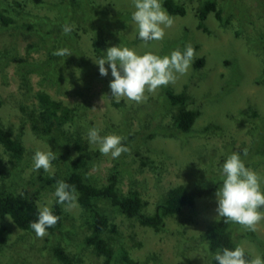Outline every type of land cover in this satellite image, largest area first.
I'll return each instance as SVG.
<instances>
[{
    "label": "rangeland",
    "instance_id": "1",
    "mask_svg": "<svg viewBox=\"0 0 264 264\" xmlns=\"http://www.w3.org/2000/svg\"><path fill=\"white\" fill-rule=\"evenodd\" d=\"M205 1L175 0L186 13L167 11L174 24L165 29L163 40L151 41L146 49L136 39L132 0H0V9L9 8L18 23L3 27L0 21V126L12 128L24 146L22 157L14 159L0 144V190L25 204L52 209L58 204L56 181H65L80 160L85 161L80 171L95 185H106L117 172L121 193L138 191L147 213L155 211L171 187L217 185L214 195L167 217L159 231L142 226L105 199L98 202L117 227V232H108L113 264H125L124 251L135 264H212L202 235L220 219L216 192L223 163L232 152H240L246 166L264 177V0H216L223 21L215 12L200 18ZM38 18L42 20L35 22ZM29 22L32 28L26 27ZM66 23L74 26L70 35L62 32ZM188 44L196 52L188 73L175 84L146 93L143 103L126 98L116 103L110 65H105L108 75L101 76L95 63L112 46L164 56ZM61 48L73 54H52ZM168 89L186 92L187 107L200 111L187 134L172 133L177 107L167 101ZM39 92L62 101L76 116L59 130L39 132L34 127L41 110ZM92 127L102 136L123 137L130 151L117 159L102 155L97 145L89 144ZM37 150L55 152L51 172L33 169ZM60 206L62 225L47 230L42 239L34 230L19 228L10 216L0 218L5 228L0 264H66L56 256V247L76 258V264H102L104 257L86 243L91 212L78 200L71 210ZM230 229L236 245L244 242L246 252L264 258V222L255 233L235 223Z\"/></svg>",
    "mask_w": 264,
    "mask_h": 264
},
{
    "label": "clouds",
    "instance_id": "2",
    "mask_svg": "<svg viewBox=\"0 0 264 264\" xmlns=\"http://www.w3.org/2000/svg\"><path fill=\"white\" fill-rule=\"evenodd\" d=\"M135 11L132 21L136 25L138 37L143 42L144 48L150 47L151 41H161L166 35V28L172 27L174 18L163 7L162 0H132ZM74 26L65 24L62 27L64 35H70ZM54 56H71L73 53L68 48L53 51ZM196 59V52L191 44L181 51L173 50L170 55L160 56L152 51L139 54L129 47L112 46L106 55L95 63L99 66L101 76H107L110 65L111 75L114 79L110 82L112 97L116 103L121 98L128 101L143 103L148 99L146 93L154 94L161 87L175 84L178 76L186 75ZM100 129L92 127L87 136L90 145H97L102 155H110L113 159L119 158L130 149L122 141L123 137L116 134L100 135ZM248 150H243L246 157ZM79 155V153L77 154ZM54 151L37 150L33 156V169L51 172L52 161L56 159ZM75 159V157H73ZM222 183L216 192L218 218H224V223L240 225L245 232H257L258 227L264 222V177L255 170L246 166L240 152H232L222 165ZM54 196L57 203L63 205L65 210L76 207L78 193L74 185L63 179L55 184ZM38 215L35 221L29 223L37 238H44L47 229L54 227L59 216L55 215L49 206L37 204ZM217 264H264V258L259 255L248 258L244 242L237 244L234 249L224 247L217 249L213 255Z\"/></svg>",
    "mask_w": 264,
    "mask_h": 264
},
{
    "label": "trees",
    "instance_id": "3",
    "mask_svg": "<svg viewBox=\"0 0 264 264\" xmlns=\"http://www.w3.org/2000/svg\"><path fill=\"white\" fill-rule=\"evenodd\" d=\"M164 7L171 14L184 15L186 8L175 2V0H164ZM19 6H22L19 3ZM10 9L3 7L0 9V21L3 27L18 24L14 16L9 14ZM210 12H215L218 19L223 21L222 10L218 8L216 0H206L199 10L201 19H205ZM48 21L46 17L42 18ZM42 19L38 18L37 21ZM26 27L32 28L33 22L25 24ZM203 26V24L201 25ZM207 30V28H204ZM137 40H140L137 34ZM96 44V52L101 56L100 48ZM203 63V60L197 62V65ZM40 102V112L35 117L34 127L43 134H49L62 128L69 120L73 119L75 110L65 105L62 101L54 99L45 92L38 93ZM166 99L170 105L177 107L174 113L172 133L187 134L200 114L198 109H190L188 105V95L186 92L166 91ZM0 144L10 153L12 158L20 159L24 153V146L21 141L14 135L12 128L0 126ZM1 163V158H0ZM85 164L84 160L74 162V170L71 171L65 179L70 185H74L78 193V202L82 207L91 212L92 224L91 234L86 237V243L94 246L98 254L104 257L102 264H113L114 249L110 242L108 232H117L116 224L110 221V218L99 207L98 202L105 199L113 206L117 207L123 214L129 218L136 219L142 226L153 228L159 231L165 224L169 216H175L182 212L187 205H194L196 200L201 197L214 195L217 185L206 186L195 184L193 186L179 184L171 187L166 194L163 202L159 203L153 213H147L145 207L147 202L144 201L139 192L130 191L123 194L119 188V177L117 172H112L108 177V183L103 186L95 185L80 171V165ZM52 211L59 216V221L54 227L47 230L54 232L63 223V211L59 204H56ZM37 205L34 203H23L11 192L0 190V218L10 216L15 224L23 230H32L29 223L35 221L38 217ZM231 223H224V218H220L214 225L210 226L202 235L207 243V255L212 264H217L213 255L217 249L228 247L234 249L236 244L231 233ZM5 228L0 226V236L3 238ZM56 256L66 264H76L78 260L71 257L63 248H55ZM125 264H135L127 251L123 252ZM248 258L252 255L246 252Z\"/></svg>",
    "mask_w": 264,
    "mask_h": 264
}]
</instances>
